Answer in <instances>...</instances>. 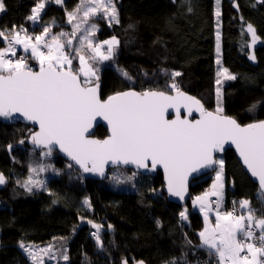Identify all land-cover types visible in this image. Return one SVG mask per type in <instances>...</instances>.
<instances>
[{"label":"trees","instance_id":"16d2710c","mask_svg":"<svg viewBox=\"0 0 264 264\" xmlns=\"http://www.w3.org/2000/svg\"><path fill=\"white\" fill-rule=\"evenodd\" d=\"M134 1L141 4L148 0ZM165 1L171 7L165 20V33L156 27L148 29L140 16L124 20L119 13V23L113 22L111 26L101 17L94 19L98 25L97 42L113 36L120 41L113 59L99 66L102 98L126 90L175 93L167 85L172 82L171 73L178 71L181 75L175 82L180 90L214 112L219 56L216 11L219 10V49L238 50L247 62L251 47L255 54L249 69L236 73V79L223 86V115L242 125L264 120V0H220L219 5L216 0ZM11 2V7L0 12V29L10 33L16 16L19 20L16 26H23L35 42V36L47 24L52 25V34L60 33V28L68 25L65 9H74L79 0H64L63 6L47 0L38 22L28 19L31 12L24 0ZM248 24L253 25L259 37L255 44L247 31ZM6 47L8 44L0 38V48ZM18 49L19 54L27 57L28 65L38 70L40 66L31 58V52L26 53L22 46ZM253 105L256 107L250 110ZM31 132V126L13 118H0V172L9 180L0 191V264H31L19 247L21 242L53 245L58 256L56 264H121L125 259L128 264L138 260L166 264L173 258L178 264H209V261L216 264V258L209 257L199 247L198 233L204 227V219L192 204V199L210 186L213 173L193 181L189 201L176 204L164 192L160 171L152 176L136 172L128 180L135 171L114 168L103 180L91 179L73 164L69 168L71 163L57 151H52L47 161L42 155L46 151L27 145ZM94 136L104 139L107 130L98 127ZM218 159L224 161L225 209L238 208L242 212L239 202L247 199L257 210V218L264 216V203L257 198L259 187L244 171L235 152L227 150ZM36 161L51 165L55 171L48 168L46 180L41 179L44 186L27 192L20 177L28 174L29 166ZM115 171L123 172V183L109 178ZM85 198L90 207L84 205ZM213 199L216 200L210 198ZM181 211H186L187 220H181ZM88 221L102 225L99 235L103 250L97 248L92 236L96 230ZM64 249H67V261L61 257Z\"/></svg>","mask_w":264,"mask_h":264},{"label":"snow or ice","instance_id":"6c2138e0","mask_svg":"<svg viewBox=\"0 0 264 264\" xmlns=\"http://www.w3.org/2000/svg\"><path fill=\"white\" fill-rule=\"evenodd\" d=\"M54 2L61 6L64 4V0ZM46 3L47 0H38L28 19L38 22ZM216 3L219 5L220 0H216ZM3 10L4 3L0 0V11ZM65 12L67 23L72 27L70 34H52V25L47 24L33 42L23 26L13 25L10 33L0 29V38L8 44V47L0 48V117L9 118L18 113L24 119L38 124L39 131L32 134L31 142L47 149L42 155L51 156L53 147L58 146L85 173L103 175L105 165L109 163L132 164L137 169H147L150 163L152 170L162 166L169 194L181 200L185 198L186 181L190 173L213 169L216 175L212 191L193 200L194 206L199 205L204 219V228L198 233L199 247L209 257H215L216 264H264V216L257 218V210L247 199L239 202L242 210L240 215L236 214L235 208L232 211L223 210L224 161L214 157L215 152L223 150L226 142L234 145L247 171L258 181L260 192L257 198L264 203V120L242 126L236 119L223 115L219 87L216 90L215 111H207L200 100L180 90L175 82V78L181 75L178 71L171 73L172 82L167 85L176 95H170L165 90H129L101 100L98 94L99 68L89 61L112 60L120 41L113 36L110 40L95 42L98 25L90 21L102 16L109 26L113 22L119 23L114 0H79L73 11L65 9ZM216 16L219 18V10ZM247 31L255 44L259 37L252 24L247 25ZM9 35H12L10 41ZM69 36L66 42L62 39ZM75 40L79 41L77 46H74ZM15 45L22 46L25 52L31 50V58L39 62V71H34L28 65L26 57L8 58L9 54L12 57L17 55ZM85 45L90 55L82 54ZM76 57L80 63L78 70L73 67ZM249 59L255 60V56L250 55ZM217 64H220L219 59ZM123 75L127 77L128 74L124 72ZM221 75L225 80L236 79L223 67L217 71V76ZM216 83L219 85L220 79ZM181 107L189 115L193 111L199 112L200 119H181ZM255 107L253 105L250 110ZM169 109L175 110V119L167 118ZM97 117L107 122L110 133L102 140L91 139L88 135ZM8 147L11 149L12 146ZM216 165L219 166L218 170L214 167ZM72 166L68 165L69 168ZM48 168L51 165L29 166V176L21 186L27 192L43 187L44 181L38 176ZM136 175L133 172L127 179L131 180ZM112 179L117 183L124 182L116 176ZM5 183V176L0 173V185ZM212 196L216 200H210ZM83 203L87 207L91 206L87 198ZM179 215L181 220L188 219L186 211H181ZM212 215L215 216L214 224ZM88 222L96 230L92 236L97 248L103 250L99 235L102 225ZM108 227L111 229L112 226ZM19 247L33 264H44L42 258L37 259L41 253L50 259L55 258L52 254L53 245L39 249L21 242ZM61 257L65 261L69 259L67 249H64ZM121 264H128V261L122 260ZM138 264L144 262L139 261ZM166 264H178V261L173 258Z\"/></svg>","mask_w":264,"mask_h":264},{"label":"rangeland","instance_id":"374dc122","mask_svg":"<svg viewBox=\"0 0 264 264\" xmlns=\"http://www.w3.org/2000/svg\"><path fill=\"white\" fill-rule=\"evenodd\" d=\"M24 2H25V7L28 8L30 10L31 14H32V9H33V7H35V5L37 3H34V0H24ZM3 3H4V9H5V7H11L12 6L11 5V3H12L11 0H3ZM114 3L116 5V9H117L118 15H119V13H121L122 14V17L124 18V20H126L128 18H131L133 16H140V17L144 18V20L146 22V27L148 29H152V28L156 27L161 32H164L165 33V29H164L165 28L164 27L165 20H166L167 16L169 15L170 11H171V7L169 6L168 2H166L165 0H148L145 3H141V4L140 3H137L134 0H114ZM74 9H71V10H68V11H73ZM81 18H82V14H81ZM95 18H92V20L90 21V23L97 24V22L94 21ZM101 18L104 19L102 16H101ZM216 19H217L216 29H217V32H219V34H220V16H219V18H217V16H216ZM66 23H67V16H66ZM13 25H19V20H18V18L16 16L13 18ZM60 29H61L60 32H67L69 34L72 31V27L69 24L66 25V27H61ZM77 35L79 36L80 34L78 33ZM69 38H70V36L69 37L62 38V39L66 42V40L69 39ZM110 39L111 38H108V39H105V40H110ZM94 41L97 42L96 39H95V37H94ZM102 41H104V40H100L98 42H102ZM73 43H74V46H77L79 44V41L78 40H75ZM19 47H20V45L18 46V48ZM82 54L90 55V53L87 50V45H85V48L82 51ZM73 55H75V53H73ZM250 55H254L255 56V54H254V52L252 50V47L250 49L249 56ZM249 56L247 57L248 58V62H247L245 59H242L240 57V53H239L238 50H235L234 51V50H232L231 48H228V47L220 48L219 49V56L216 59V64H217V60L218 59L220 61V64H217L218 70L221 67H223V68L228 69V71H229L230 74L236 75V73H238L240 71L249 69V67H250V64L249 63H252L250 61V59H249ZM89 62L92 63L93 66L99 68L100 64L103 61L102 62L89 61ZM38 64H39V62H38ZM73 67L75 69H77V70L79 69L80 63H79V58L78 57H76L75 59H73ZM98 75H99V72H98ZM218 79H220L221 83L219 85L216 83V90L219 87L220 90H221V95H222L223 86L229 80H225L223 78V75H221L220 77H218ZM95 83H96L95 78H93V84H95ZM216 106H217V91H216ZM32 134H33V131L29 134L28 138L26 139L27 145H29V144L33 145V143L31 142V136H32ZM43 151H47V150H43ZM47 159H49V157H46V160ZM43 160H45V158ZM39 164H43V163L36 161V162L33 163V166L32 167H36ZM218 168H219V166L217 165V168L216 169L218 170ZM50 170L53 171V168H51ZM46 173H47V170L46 171H43V172H40L39 173V176H38V179L41 180L43 178V180L45 181L46 178H47V174ZM122 173L123 172H119V171L112 172L111 173V176L109 178H112V177L116 176V177L120 178L121 180L125 181V179H123V176L124 175H122ZM215 175H216V172L214 171L213 172V180L215 178ZM28 176H29V173L26 174V175L21 176L20 177V181L23 183L28 178ZM213 180H212V183L210 184V186L204 192H202L200 194L201 196L205 192H211L212 191ZM225 187H226V185H225V176H224V173H223V189H222V195H223V210L230 211V210H226L225 209V206H224L225 205V199H224V196H225ZM196 197L197 196H195L192 199V202H193V200ZM212 197L216 198L215 196H212ZM209 199H210V197H209ZM239 207H240V205H239ZM194 208H196V206H194ZM202 217H203V215H202ZM211 220H212V223L214 224L215 223V216L214 215L211 216ZM26 245H34V246H36L39 249H43V248L48 247L50 244H46V245L26 244ZM52 254L55 256L54 259H50L48 256H45L42 253L41 254H38L37 259L39 260V259L42 258L43 261H44V264H56L57 263L58 256H56V252H55L54 248H53V253ZM26 256L29 259L30 263L33 264L32 260L28 257L27 254H26Z\"/></svg>","mask_w":264,"mask_h":264},{"label":"water","instance_id":"95a60500","mask_svg":"<svg viewBox=\"0 0 264 264\" xmlns=\"http://www.w3.org/2000/svg\"><path fill=\"white\" fill-rule=\"evenodd\" d=\"M34 71H39V69L38 70H34ZM126 91H129V90H126ZM123 92H125V91H123ZM184 93L187 94L188 96L194 97L193 95H191L189 93H186V92H184ZM98 94H99V97H100L101 100H106L108 98V97L107 98H102L101 93H100V87L98 89ZM169 94L170 95H176V93H169ZM207 111H210V110H207ZM166 115H167V118L168 119H175L176 118V112H175L174 109H169V111H168V113ZM180 117H181V119L198 120V119H200V113L197 112V111H193L192 114L189 115L187 113V110L184 109L183 107H181V109H180ZM0 118H5V117H0ZM9 118H13L17 122H20V123L26 124L28 126H31L33 133L39 131V125L38 124L33 123L31 121H28V120L24 119L18 113L17 114H13V116H11ZM101 126L107 130V136L110 134L109 133V130H108L107 122L105 120H103L102 118L97 117L96 120L93 122L92 128L89 130V133H88L89 138H91V139H98V138H96L94 136V134L96 132V129L98 127H101ZM107 136L105 138H107ZM100 140H102V139H100ZM32 146L34 148H36L37 150H47V149H45L43 147H37L34 144ZM227 150H233L235 152V154H236V156H237V158L239 160V163L243 167L244 171L249 175V177L253 180V182H255L258 185V181L255 178H253L251 176V174L247 171V169L244 166V164H243V162H242L239 154L236 151L235 146L232 145L230 142H226L225 143V145L223 147V150L215 152L214 153V157L216 159H218V156L224 154ZM52 151H57L65 160H67L68 162H70L71 164H73L75 167H77L79 170H81L82 173L86 177L91 178V179H96V180H103V179H105L109 175V171L112 170V169H114V168H127V169L133 170V171H135L137 173H140L143 176H152V175H155L158 171H160L162 173V175H163L164 192L169 196V199H170L171 202H174L176 204H181V205L186 204L189 201V199H190V186H191V183L193 181H195V180H197V179L205 176V175L212 174L214 172V170L210 168V169H202L199 172L190 173L189 176H188V178H187V181H186L187 191L185 193V198L183 200H181L179 197L171 196L169 194L168 188H167V183H166V180H165V174H164V170H163V167L162 166H157L156 169L152 170L150 163H149V166H148L147 169H137L135 167V165H132V164H128V165H123V164L113 165V164L109 163V164H106L105 165L104 174L103 175H99L97 173H92V172L85 173L82 169H80L79 165H76L74 161L69 160V158L67 157V155L65 153L61 152L58 146L53 147V150ZM214 167L217 168V165L214 166ZM0 173H2V172H0ZM4 176L6 178V183L3 184V185H0V191L5 188V186L8 184V181H9L8 180V177L6 175H4ZM258 187H259V185H258ZM139 261H143V260H138L136 262H133L132 264H138ZM144 264H146V263L144 262Z\"/></svg>","mask_w":264,"mask_h":264},{"label":"built area","instance_id":"2783aa9c","mask_svg":"<svg viewBox=\"0 0 264 264\" xmlns=\"http://www.w3.org/2000/svg\"><path fill=\"white\" fill-rule=\"evenodd\" d=\"M15 47H16V52H17V55L15 56V57H12L11 56V54H9V56H8V58H11V59H17V58H19V57H21V56H23V57H26L25 56V54H19L18 52H19V49H18V47H17V45H15ZM43 51H47V49H42ZM27 58V57H26ZM28 60V59H27ZM215 199H213L212 201H214ZM213 207H215V205H213ZM234 208H231L230 209V211H232ZM235 210H236V214L237 215H240L241 214V211L238 209V208H235ZM257 235H258V232H257Z\"/></svg>","mask_w":264,"mask_h":264},{"label":"crops","instance_id":"0c3cea01","mask_svg":"<svg viewBox=\"0 0 264 264\" xmlns=\"http://www.w3.org/2000/svg\"><path fill=\"white\" fill-rule=\"evenodd\" d=\"M27 52H31V51H30V50H28ZM27 52H26V53H27ZM200 196H201V195H200ZM210 198H212V197H210ZM192 204H193V202H192ZM195 206H196V208H197L198 210H200V209H199V205H198V204H197V205H195ZM193 207H194V205H193Z\"/></svg>","mask_w":264,"mask_h":264},{"label":"clouds","instance_id":"9594fccd","mask_svg":"<svg viewBox=\"0 0 264 264\" xmlns=\"http://www.w3.org/2000/svg\"><path fill=\"white\" fill-rule=\"evenodd\" d=\"M20 51V50H19Z\"/></svg>","mask_w":264,"mask_h":264}]
</instances>
